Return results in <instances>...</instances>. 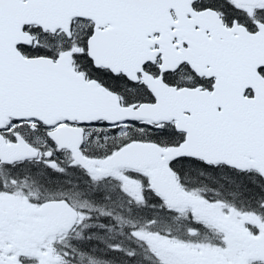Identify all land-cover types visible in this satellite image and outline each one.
<instances>
[{
  "label": "snow or ice",
  "instance_id": "1",
  "mask_svg": "<svg viewBox=\"0 0 264 264\" xmlns=\"http://www.w3.org/2000/svg\"><path fill=\"white\" fill-rule=\"evenodd\" d=\"M0 264H264V0H0Z\"/></svg>",
  "mask_w": 264,
  "mask_h": 264
}]
</instances>
